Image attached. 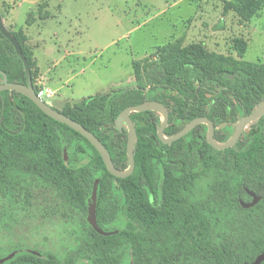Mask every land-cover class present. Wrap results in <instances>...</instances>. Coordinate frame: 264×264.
I'll return each mask as SVG.
<instances>
[{
    "label": "trees",
    "instance_id": "16d2710c",
    "mask_svg": "<svg viewBox=\"0 0 264 264\" xmlns=\"http://www.w3.org/2000/svg\"><path fill=\"white\" fill-rule=\"evenodd\" d=\"M263 7L264 0H227L224 11L249 21ZM11 33L38 92L33 52ZM233 46L237 58L168 44L155 65H136V85L53 107L92 131L118 169L129 166L128 128L117 129L116 121L125 108L145 101L168 107L167 136L206 116L216 140L225 142L240 117L264 101V58L246 60L243 38ZM0 70L11 82H27L24 62L1 30ZM3 78L0 73V83ZM131 117L138 134L135 169L121 178L81 133L23 93L0 90V201L12 202L20 192L32 196V189L35 200L38 193L50 194L51 213L68 224L63 251L0 246V253L6 251L0 264H249L264 252V115L224 150L209 144L205 123L165 143L157 111ZM96 185L100 230L88 218Z\"/></svg>",
    "mask_w": 264,
    "mask_h": 264
},
{
    "label": "rangeland",
    "instance_id": "374dc122",
    "mask_svg": "<svg viewBox=\"0 0 264 264\" xmlns=\"http://www.w3.org/2000/svg\"><path fill=\"white\" fill-rule=\"evenodd\" d=\"M226 1L0 0V16L33 52L38 90L50 93L43 99L62 109L136 85V65H155L168 44L237 58L239 37L248 42L246 60H263L264 7L242 21L235 11H224ZM31 192L0 201V246L63 251L68 224L51 213L50 194L38 193L35 200Z\"/></svg>",
    "mask_w": 264,
    "mask_h": 264
},
{
    "label": "water",
    "instance_id": "95a60500",
    "mask_svg": "<svg viewBox=\"0 0 264 264\" xmlns=\"http://www.w3.org/2000/svg\"><path fill=\"white\" fill-rule=\"evenodd\" d=\"M0 30L4 36H6L12 44L16 47L17 53L22 58L27 75L26 83H18L11 82L8 79V76L5 72L0 70V73L3 75V82L0 83V90H16L27 97H29L43 112H45L50 117L54 118L57 121H60L64 124H67L69 127L73 128L75 131L81 133L85 136L91 144L98 150L100 155L102 156L105 165L108 171L116 176L125 178L130 176L135 169V144L137 142L138 134L135 123L131 117L132 112H144V111H157L161 117L162 121L160 126L158 127V136L159 138L165 142L170 143L175 140L182 138L187 135L190 131H192L197 125L205 123L208 126L207 139L211 146L216 149L224 150L226 148L234 146L240 139L243 131L248 127V125L261 118L264 115V101L261 102L256 110L252 113L240 117V119L236 123L235 130L232 136L225 142H220L215 138L216 127L214 122L206 117L200 116L191 120L184 128L178 131L175 135L169 137L165 134L166 126L169 122L170 111L168 107L159 101H145L144 103L138 105H131L125 108L119 115L116 121V127L119 130L123 129V126L126 125L128 128V142H127V153L129 159V166L127 169H118L111 157V154L108 148L104 145V143L89 129H87L83 124L64 114L60 110L55 109L52 105H50L47 101L41 98L33 84L32 74L27 62V59L22 51L21 45L17 38L6 28L3 23V20L0 16ZM96 195H97V185L94 187L92 197L89 201L88 205V218L90 223L97 229L100 230L97 224V204H96ZM264 261V252L261 253L255 261L249 264H261Z\"/></svg>",
    "mask_w": 264,
    "mask_h": 264
},
{
    "label": "built area",
    "instance_id": "2783aa9c",
    "mask_svg": "<svg viewBox=\"0 0 264 264\" xmlns=\"http://www.w3.org/2000/svg\"><path fill=\"white\" fill-rule=\"evenodd\" d=\"M48 90V89H47ZM46 90H39L37 93H38V95L41 97V98H43L42 96H49L50 95V93H49V91H48V93H46L45 92ZM47 94V95H46Z\"/></svg>",
    "mask_w": 264,
    "mask_h": 264
},
{
    "label": "crops",
    "instance_id": "0c3cea01",
    "mask_svg": "<svg viewBox=\"0 0 264 264\" xmlns=\"http://www.w3.org/2000/svg\"><path fill=\"white\" fill-rule=\"evenodd\" d=\"M261 12V11H260Z\"/></svg>",
    "mask_w": 264,
    "mask_h": 264
}]
</instances>
